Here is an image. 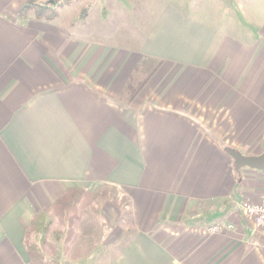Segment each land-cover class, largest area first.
I'll list each match as a JSON object with an SVG mask.
<instances>
[{
	"label": "crops",
	"instance_id": "0c3cea01",
	"mask_svg": "<svg viewBox=\"0 0 264 264\" xmlns=\"http://www.w3.org/2000/svg\"><path fill=\"white\" fill-rule=\"evenodd\" d=\"M28 1L0 0V264H30L34 216L93 187L124 192L133 234L118 253L70 250L61 264H264V233L241 208L261 201L263 169L228 150L264 154L259 1L218 15L156 0L168 3L127 45L84 16L21 17ZM143 59L159 66L132 90Z\"/></svg>",
	"mask_w": 264,
	"mask_h": 264
},
{
	"label": "rangeland",
	"instance_id": "374dc122",
	"mask_svg": "<svg viewBox=\"0 0 264 264\" xmlns=\"http://www.w3.org/2000/svg\"><path fill=\"white\" fill-rule=\"evenodd\" d=\"M47 0L43 3H50L57 11V20L65 26H74L76 22L79 23L80 17L84 16L85 26H96L100 29L102 35H110L115 39L112 40L118 44H129L131 39L138 40L137 35H140L145 25L144 22L151 19L150 14L155 10L159 4H166L167 1L159 2L156 0ZM251 4L253 0H246ZM260 12L264 13V0H258ZM190 8L195 5L200 9L213 10L218 15H226L229 12L238 14V6L242 2L235 0H189ZM247 3L244 2L245 6ZM192 4V5H191ZM188 9V11H191ZM203 11V12H204ZM204 14H206L204 12ZM86 15V16H85ZM195 17L206 19L202 16V12L194 14ZM30 16L34 17L31 13ZM83 20V21H84ZM102 38V37H101ZM107 38V36H106ZM157 61L151 59H143L133 76L131 82V89L136 90L139 86H144L147 79L149 80L152 73L158 67ZM166 79V78H165ZM149 88V87H148ZM131 89L127 90V94L132 92ZM131 95V94H130ZM81 190L83 188H80ZM85 192L81 202H78L76 211L77 219L74 229L68 227H58V219L48 215V218H53V225L51 226L50 233L48 234L49 241L53 242L55 248L62 253L73 252L84 253L89 255L94 254H107L114 250L116 253L127 242L131 234H133L131 215L127 208L129 200L123 195V191L116 188L108 187H93L90 190L83 189ZM200 207L197 210H202ZM106 209V210H105ZM114 213V216L121 221L117 223L116 219L107 214L106 211ZM206 210L201 211L198 216L204 217ZM197 215V214H195ZM76 218V217H75ZM125 225L130 228L126 233L123 232ZM126 227V228H127ZM108 229V230H107ZM71 230V231H70ZM114 230V232H113ZM59 232L61 238L69 236L73 237V242L67 247L63 243V239L56 241V233ZM109 232V233H108ZM112 232V234H111ZM70 233V235H69ZM120 234V237H119ZM126 234V235H125ZM123 235V239L121 238ZM40 234L33 233L31 240L40 247ZM116 240L112 245H108L109 241ZM122 240V241H121ZM49 249V248H48ZM48 254L51 257L49 251ZM96 258V257H95Z\"/></svg>",
	"mask_w": 264,
	"mask_h": 264
},
{
	"label": "trees",
	"instance_id": "16d2710c",
	"mask_svg": "<svg viewBox=\"0 0 264 264\" xmlns=\"http://www.w3.org/2000/svg\"><path fill=\"white\" fill-rule=\"evenodd\" d=\"M31 13L34 14L36 19L46 21H52L58 16L56 8H54L50 3H43L40 0H29L20 11V16L29 17ZM84 193L83 189L71 188L64 196L52 205L50 210L34 216L30 227L25 233V245L30 259V264H61V252L55 248L53 242L47 239L51 226L53 223L55 224L53 218L49 219L48 215L50 214L52 217L58 219V227L63 226V228L68 227L70 229H74L76 221H78L76 215L78 202H81ZM33 233L41 235L42 239L40 240V247L44 248L43 253L37 244L31 240ZM59 235V232H57L55 240L60 241L63 239V243H65L66 247L73 242V237L72 239L69 236L61 238ZM48 251L51 254V257H49L48 254H45Z\"/></svg>",
	"mask_w": 264,
	"mask_h": 264
},
{
	"label": "built area",
	"instance_id": "2783aa9c",
	"mask_svg": "<svg viewBox=\"0 0 264 264\" xmlns=\"http://www.w3.org/2000/svg\"><path fill=\"white\" fill-rule=\"evenodd\" d=\"M263 180H264V169H263ZM241 208L245 215L253 221L255 226L264 233V193L259 203H253L245 200L242 202ZM220 226H215L212 231L219 232Z\"/></svg>",
	"mask_w": 264,
	"mask_h": 264
},
{
	"label": "water",
	"instance_id": "95a60500",
	"mask_svg": "<svg viewBox=\"0 0 264 264\" xmlns=\"http://www.w3.org/2000/svg\"><path fill=\"white\" fill-rule=\"evenodd\" d=\"M51 4H54L55 1L51 0ZM229 152L236 159L237 167L249 165L255 168L264 169V154L262 156H244L241 152L228 149Z\"/></svg>",
	"mask_w": 264,
	"mask_h": 264
}]
</instances>
